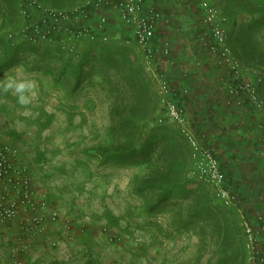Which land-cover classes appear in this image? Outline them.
<instances>
[{
  "label": "rangeland",
  "instance_id": "obj_1",
  "mask_svg": "<svg viewBox=\"0 0 264 264\" xmlns=\"http://www.w3.org/2000/svg\"><path fill=\"white\" fill-rule=\"evenodd\" d=\"M217 1L238 72L264 100V0ZM28 2L75 10L86 0H0V82L14 76L36 83L28 105L0 86V140L19 149L39 195L61 214L48 234L61 244L37 241L25 264H244L243 215L249 218V202H263L257 123L264 108L251 110L257 154L236 155L235 146L220 152L214 143L231 137L227 125L188 112V126L215 148L223 188L235 197L227 203L180 125L160 121L156 79L137 46L120 40L131 30L112 23L111 39L83 44L79 56L49 39L15 47L21 41L10 35L26 22ZM30 12L45 15L33 5ZM17 231L0 227L5 260L3 234Z\"/></svg>",
  "mask_w": 264,
  "mask_h": 264
},
{
  "label": "built area",
  "instance_id": "obj_2",
  "mask_svg": "<svg viewBox=\"0 0 264 264\" xmlns=\"http://www.w3.org/2000/svg\"><path fill=\"white\" fill-rule=\"evenodd\" d=\"M202 22L207 28L213 53H217L221 61L227 64L233 71V77L241 76L233 59L231 49L228 46V34L226 17L223 15L217 0H193ZM35 3V5H34ZM25 6L27 2L25 1ZM29 7H24L22 13L26 22L18 32L16 42L49 39L67 52L80 55L83 44L90 42L105 43L111 39L108 29L112 25V19H117L127 29L131 30L130 37H123V43H131L141 51L151 73L157 82L161 106L164 115L160 121L168 119L180 125L183 133L190 140L195 153L200 155L203 162L200 166L203 172H207L206 179L219 188V194L227 203L235 197L223 188L225 176L221 168L215 148L204 143L196 131L189 126L188 110L186 103L175 97L176 89L169 79V70L175 64L172 57L171 43L169 40L159 41L157 30L160 26L163 14L153 9L151 14L146 13L145 0H86L75 10H62L58 8H46L41 3L28 2ZM33 5L42 10V17L32 16L30 7ZM96 13L99 14L95 19ZM207 37H203L207 41ZM118 39V38H117ZM80 50V51H79ZM261 82V78L257 79ZM181 90V89H179ZM183 95L189 93L188 89L181 90ZM245 93L256 108L263 110L264 100L257 94L255 83L243 79L238 85H228V99L237 98L242 102L241 94ZM231 103V99L228 100ZM264 127V124L260 125ZM261 141L264 145V134ZM61 218L59 210L52 208L46 197L40 196L35 186L34 176L27 163L23 162L19 149L11 143L0 140V227H17V236L12 237L5 233L2 248H6V260L0 258L1 264H25V254L30 251L37 241H46L51 247L61 244L60 239H50L49 229L52 224ZM245 245L247 258L245 264H264V216L258 215L251 219L243 215ZM68 237L71 225L66 224ZM6 230V229H3ZM5 251V250H4Z\"/></svg>",
  "mask_w": 264,
  "mask_h": 264
},
{
  "label": "crops",
  "instance_id": "obj_3",
  "mask_svg": "<svg viewBox=\"0 0 264 264\" xmlns=\"http://www.w3.org/2000/svg\"><path fill=\"white\" fill-rule=\"evenodd\" d=\"M145 6L148 14H151L153 9L163 14L157 30L158 40L160 42L169 40L171 43L172 57L176 63L172 66L174 68L173 73H171L172 81H179L183 85L182 89H188L189 92L193 93V101L187 102L190 118L195 121L207 122L213 116L217 122L227 125L231 137L223 134L224 136H221L220 139L217 137L216 143H214L220 152L226 148L230 149V146H235L236 155L249 151L246 154L252 152L257 154L258 148H256V142L253 140V137H256L254 132L256 128L253 123L257 122V118L251 110L228 107L224 103L228 85L223 81L222 69L206 66L204 61L206 57L209 56L210 59L216 60L217 56L214 54L207 55L201 48L199 41L200 38L206 37L207 28H205L197 12L195 1L145 0ZM112 20L114 24L117 23L126 28L117 17ZM201 63L203 66H200ZM220 101L222 103H218ZM235 124L238 126L234 127ZM257 131L259 132V129ZM254 139L256 140V138ZM227 142L231 144L227 145ZM235 164L237 163L233 162L232 167ZM235 169L237 168H232V170ZM259 191L262 192L260 198L263 199V202L256 203L255 206L249 202V218L254 220L258 215L264 216V183L259 184ZM48 256L53 257L48 254L47 260H49Z\"/></svg>",
  "mask_w": 264,
  "mask_h": 264
},
{
  "label": "trees",
  "instance_id": "obj_4",
  "mask_svg": "<svg viewBox=\"0 0 264 264\" xmlns=\"http://www.w3.org/2000/svg\"><path fill=\"white\" fill-rule=\"evenodd\" d=\"M207 38V41H204L203 40V38H200V45H201V48L204 50V52L207 54V55H211V54H214L215 56H217V59L216 60H214V59H210V58H208V57H206L205 59H204V61H205V63H206V66L208 65V66H210V67H215L216 69H222L221 71L223 72V78H224V82H225V84L226 85H229L230 83H236V85H238L244 78H242V76L239 78V79H235L233 76V71L230 69V68H228L229 66L227 65V64H221L220 63V61H221V58H220V56L217 54V53H213L212 51H211V49H210V45H211V38L209 39V35H208V33H206V35H205ZM23 41H21L20 43H18V45H16L15 47H19V46H21L22 44H24V45H31V46H33V47H37L38 48V46H35L34 44H31L30 42H29V40H28V42H26L27 44H25V43H22ZM23 46V45H22ZM175 61V60H174ZM173 69L174 68H171L170 70H169V73H168V75H169V79L172 81V79H171V73H173L172 71H173ZM262 79V78H261ZM262 81V80H261ZM172 83H173V85H174V82L172 81ZM259 83H261V82H259ZM174 86H176V85H174ZM181 86V87H180ZM176 89H181L182 90V88H183V85L182 84H180V82H179V84L175 87ZM181 90L179 91V93H177V94H179L177 97L180 99V100H183L185 103H186V106L188 105L187 104V102L188 101H193V93H191V91L188 93V94H186V95H183L182 94V92H181ZM241 96H242V102L241 103H238V101H237V98H231V97H229V99H231V103L229 104L228 103V91H227V96H225V98H224V103L228 106V107H232V108H237V109H241V108H245L246 110L248 109V110H253V109H255L256 107H255V105L248 99V97L246 96V94L245 93H242L241 94ZM223 101V100H222ZM222 101H220V102H218V103H222ZM251 106H252V108H251ZM259 110V109H258ZM262 124H264V119L263 120H260L258 123H257V127L260 129V131H261V135L258 137V139L260 140V142L262 143V141H261V138H262V135L264 134V127H261L260 125H262ZM256 143H258V142H256ZM255 143V144H256ZM263 144V143H262ZM257 147V146H256ZM243 248H244V252H245V262H246V258H247V251H246V245H245V235H244V241H243ZM245 264V263H244Z\"/></svg>",
  "mask_w": 264,
  "mask_h": 264
},
{
  "label": "clouds",
  "instance_id": "obj_5",
  "mask_svg": "<svg viewBox=\"0 0 264 264\" xmlns=\"http://www.w3.org/2000/svg\"><path fill=\"white\" fill-rule=\"evenodd\" d=\"M0 86L4 91L12 92L20 105H28L31 103V94L36 87V83L27 77L8 76L6 80L0 82Z\"/></svg>",
  "mask_w": 264,
  "mask_h": 264
}]
</instances>
